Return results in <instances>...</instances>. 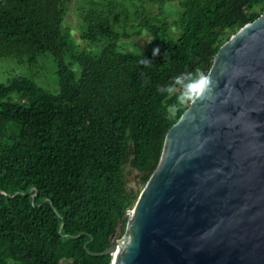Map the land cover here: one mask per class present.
<instances>
[{
  "label": "trees",
  "instance_id": "obj_1",
  "mask_svg": "<svg viewBox=\"0 0 264 264\" xmlns=\"http://www.w3.org/2000/svg\"><path fill=\"white\" fill-rule=\"evenodd\" d=\"M71 1L0 0V58L36 63L51 53L60 85L51 91L27 75L0 81V264H111L112 254L91 251L125 233L167 131L191 103L177 102L178 85L171 95L159 89L207 74L220 46L264 12V0H158L180 7L175 35L166 18L92 0L81 35L109 41L91 52L76 51L62 26ZM132 18L133 34L154 35L138 52L118 44L132 36L119 24Z\"/></svg>",
  "mask_w": 264,
  "mask_h": 264
},
{
  "label": "water",
  "instance_id": "obj_2",
  "mask_svg": "<svg viewBox=\"0 0 264 264\" xmlns=\"http://www.w3.org/2000/svg\"><path fill=\"white\" fill-rule=\"evenodd\" d=\"M207 75L211 91L167 131L125 233L91 253L111 264H264V12L220 46Z\"/></svg>",
  "mask_w": 264,
  "mask_h": 264
},
{
  "label": "rangeland",
  "instance_id": "obj_3",
  "mask_svg": "<svg viewBox=\"0 0 264 264\" xmlns=\"http://www.w3.org/2000/svg\"><path fill=\"white\" fill-rule=\"evenodd\" d=\"M91 1L92 0H72L68 6L65 20L62 24L63 28L68 30L76 51L100 52L109 41L107 38L90 41L83 38L81 35L85 29L82 15L85 9L90 6ZM121 1L128 6L131 12L136 10L149 12L154 22L158 23L159 19L166 18L170 23L171 32L175 35L178 34L180 28L176 23L180 12L178 3L168 1L161 4L158 0ZM118 28L121 31L125 29L127 32L132 33V36L123 37L118 41L119 49L122 51L138 52L144 50L154 38V35L146 29L143 30L142 34H133L138 30L136 18H132L126 27L119 24ZM66 61L72 62V67L79 75V64L70 59L68 55H66ZM57 69V61L51 53L41 55L36 63H30L27 59L20 61L14 56H6L0 58V81L7 82L17 75H27L32 77L41 86L51 91H58L60 85ZM12 97L17 99L18 94L14 93Z\"/></svg>",
  "mask_w": 264,
  "mask_h": 264
},
{
  "label": "clouds",
  "instance_id": "obj_4",
  "mask_svg": "<svg viewBox=\"0 0 264 264\" xmlns=\"http://www.w3.org/2000/svg\"><path fill=\"white\" fill-rule=\"evenodd\" d=\"M158 51V49L154 50V55ZM212 84L213 81L210 76L201 71H196L194 73H185L180 77H176L172 85H169L166 89L162 87L159 91H166L171 95L176 91L178 85L179 95L177 96V102L183 104L204 97L205 94L211 91Z\"/></svg>",
  "mask_w": 264,
  "mask_h": 264
}]
</instances>
